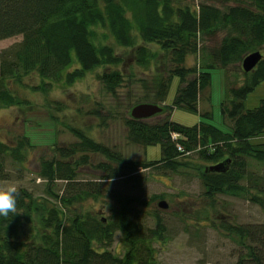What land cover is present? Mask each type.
Instances as JSON below:
<instances>
[{
    "label": "trees",
    "instance_id": "obj_1",
    "mask_svg": "<svg viewBox=\"0 0 264 264\" xmlns=\"http://www.w3.org/2000/svg\"><path fill=\"white\" fill-rule=\"evenodd\" d=\"M229 1L232 4L225 5ZM97 27L118 46L132 48L139 68H151L153 59V52L144 43H161L174 63L168 80L177 77L184 82L172 104L164 105L161 111H171L174 106L196 111L197 95L208 84L210 74L204 67L198 70L180 66L184 57L203 48L199 45L201 39L218 32L221 35L211 56L222 67L239 63L258 50L264 43V0H200L195 6L185 0H0V39L21 36L19 42L0 51V107L27 104L13 94L8 81L19 82L30 73L40 80L34 89L45 91L50 83L70 85L86 72L103 66L105 69L96 78L108 92L115 93L122 81L117 69L121 58L111 46L100 42ZM194 72L195 76L185 79ZM242 74V83L228 90L227 104L220 103L222 116L231 121L227 131L203 120L183 125L171 120L170 113L153 122L126 118L128 141L142 147L158 144L160 157L156 160L124 159L68 126L77 140L57 147L58 157L42 159L37 170L49 199L38 200L27 189L17 187V212L0 215V264H152L154 248L149 242L163 237L164 225L157 215L153 227L146 225L139 213L142 201L138 196L108 190L113 204L105 219L76 209L82 200L102 194L101 183L76 179L78 165L87 162L84 152L105 158L95 164L100 174L97 182L120 180L137 187L143 182L140 169L175 172L184 164L180 160L183 152L195 151L203 162H222L218 170L205 167L199 172L205 196L243 189L251 192V198L264 210V173L255 175L247 167V159L264 162V144L250 143V138L264 134V98L253 108H244L242 103L264 80V56ZM168 80L152 77L156 102L164 100ZM201 116L208 118L209 113ZM171 133L179 137L172 140ZM176 143L183 151L176 150ZM30 147L25 135L12 143L0 141V180L7 178L6 161L20 164ZM76 153L83 154L75 159ZM242 179L245 184H240ZM57 180L64 182L59 193L52 188ZM225 229L244 248L235 264H264V223L227 224ZM114 232L125 244L122 255L106 249ZM91 241L97 246L93 248Z\"/></svg>",
    "mask_w": 264,
    "mask_h": 264
},
{
    "label": "rangeland",
    "instance_id": "obj_2",
    "mask_svg": "<svg viewBox=\"0 0 264 264\" xmlns=\"http://www.w3.org/2000/svg\"><path fill=\"white\" fill-rule=\"evenodd\" d=\"M199 1L185 0L194 6ZM213 4L223 7L220 3ZM227 4L232 2H226L225 5ZM96 31L100 42L111 46L121 58V63L117 66L122 75L120 85L113 94L105 89L96 78V74L105 69L103 66L86 72L70 85L50 83L45 91L34 89L40 85L35 73L21 77L19 82L8 81L13 94L27 104L0 107V141L12 143L14 139L25 135L32 147L25 150L24 160L20 164L6 161L7 178L0 180V186L12 183L27 189L38 200L39 197L49 199L45 193V181L37 176V170L42 159L58 157L57 147H65L77 140L67 129L68 126L81 130L124 159H159L158 144L142 147L128 141L124 121L130 117L129 111L133 105L155 101L152 77L156 75L164 80L169 79L174 66L169 51L163 49L159 42L144 43L153 52V59L151 68H139L134 63L132 48L118 46L101 28L97 27ZM220 35L218 32L213 37L201 39L199 45H203V48L201 46L195 54L185 56L180 65L198 70L204 67L210 74L208 84L197 95L196 111L174 106L171 111H161L145 120L153 122L170 113L171 120L183 125L190 126L203 120L222 131L229 130L231 121L222 116L220 103L227 104L228 90L242 83L243 71L240 62L222 67L217 61H213L211 53L217 46ZM20 39L19 34L0 39V51ZM258 50L264 55V44ZM193 76L195 72L186 75L185 79ZM168 81L164 100L154 102L162 109L164 104H172L176 91L184 85L177 77ZM261 98H264V80L245 96L243 107L253 108ZM93 110L96 112L93 113ZM205 112L209 113L208 118L201 116ZM250 143L264 144V134L250 138ZM84 153L87 162L78 165L76 179L81 183H101L102 194L94 199L88 197L82 200L76 205V209L88 212L97 219H105L113 204L108 190L138 196L142 201L138 205L139 213L146 225L153 227L155 215L164 225L163 237L149 242L154 248L152 264H235L237 256L244 253V248L238 244L235 235L225 229V225L258 226L264 223V210L251 198L252 193L249 191L238 189L211 196L203 194L198 174L210 164L198 159L195 151L181 157L184 164L177 166L175 172L154 167L140 169L143 182L137 187L121 183L120 180L97 182L100 174L95 169V164L105 158L99 153ZM81 154L83 153H76L74 158L78 159ZM247 167L255 175L264 173V162L247 159ZM245 182L242 179L240 184ZM63 183L62 180L55 181L53 190L59 193ZM159 199L166 201V208L157 207ZM90 244L93 248L97 246L93 241ZM106 249L114 254H123L125 244L118 232L113 233Z\"/></svg>",
    "mask_w": 264,
    "mask_h": 264
},
{
    "label": "water",
    "instance_id": "obj_3",
    "mask_svg": "<svg viewBox=\"0 0 264 264\" xmlns=\"http://www.w3.org/2000/svg\"><path fill=\"white\" fill-rule=\"evenodd\" d=\"M261 58V54L259 51H253L249 54L245 55L240 63V67L242 71L247 72L251 70L257 61ZM161 107L157 104L152 103H137L133 105L129 111V115L133 119H145L148 118L156 113H159ZM222 166V162L215 163L209 166L210 170H218L219 167ZM157 207L159 208H166L167 203L163 199H159L156 202Z\"/></svg>",
    "mask_w": 264,
    "mask_h": 264
},
{
    "label": "clouds",
    "instance_id": "obj_4",
    "mask_svg": "<svg viewBox=\"0 0 264 264\" xmlns=\"http://www.w3.org/2000/svg\"><path fill=\"white\" fill-rule=\"evenodd\" d=\"M19 195L15 184L6 183L0 186V215L7 217L9 213H16V197Z\"/></svg>",
    "mask_w": 264,
    "mask_h": 264
},
{
    "label": "built area",
    "instance_id": "obj_5",
    "mask_svg": "<svg viewBox=\"0 0 264 264\" xmlns=\"http://www.w3.org/2000/svg\"><path fill=\"white\" fill-rule=\"evenodd\" d=\"M173 136H174V135H172V137H173ZM176 148H177V150H182V147H181L180 145H177Z\"/></svg>",
    "mask_w": 264,
    "mask_h": 264
}]
</instances>
